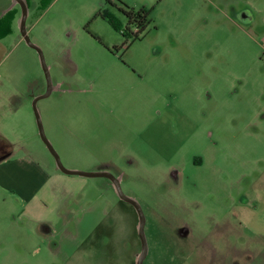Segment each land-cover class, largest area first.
<instances>
[{
  "label": "rangeland",
  "instance_id": "374dc122",
  "mask_svg": "<svg viewBox=\"0 0 264 264\" xmlns=\"http://www.w3.org/2000/svg\"><path fill=\"white\" fill-rule=\"evenodd\" d=\"M26 1L51 76L37 102L46 135L65 167L107 170L141 203L144 264H264V29L223 21L248 0ZM123 4L150 18L126 45L109 22L128 24ZM248 6L264 24V0ZM13 8L3 131L63 177L44 211L2 207L0 264H137L136 208L108 177L61 171L40 135L48 80Z\"/></svg>",
  "mask_w": 264,
  "mask_h": 264
},
{
  "label": "crops",
  "instance_id": "0c3cea01",
  "mask_svg": "<svg viewBox=\"0 0 264 264\" xmlns=\"http://www.w3.org/2000/svg\"><path fill=\"white\" fill-rule=\"evenodd\" d=\"M250 1L251 0H248V3ZM15 4H17L15 0H0V18L12 9ZM253 12L254 14L251 15L252 17L249 19L234 22L236 26L241 28H256L257 26V28L260 27L264 29V24L259 25L260 21L258 22L256 13L252 9L250 13L252 14ZM17 19L19 20L16 14L12 22V30L10 33L0 37V69L3 64L5 39L14 32V23ZM223 21L225 20L223 19ZM21 41L22 37L18 38L17 44H21ZM2 77L3 75L0 71V136L5 137L6 133L3 130L7 127V122L4 121V116L6 115L5 111L1 110L5 94L2 89ZM1 143L0 140V148ZM62 177L63 176L55 170L51 171L45 169V167L37 163L34 159L28 157L22 149H15L13 145L11 151L0 160V217L3 214L2 207L20 209L22 213L26 214H32L35 209L44 211L48 205L43 196L52 188V181L54 182L55 179ZM7 211L11 210L8 208ZM10 213L11 212H8V214ZM2 222L3 220H1L0 223Z\"/></svg>",
  "mask_w": 264,
  "mask_h": 264
},
{
  "label": "water",
  "instance_id": "95a60500",
  "mask_svg": "<svg viewBox=\"0 0 264 264\" xmlns=\"http://www.w3.org/2000/svg\"><path fill=\"white\" fill-rule=\"evenodd\" d=\"M15 1L17 3H19L21 5V8H22L21 33H22L24 39L26 40V42L30 46H33L38 50L40 57H41L42 65H43V68H44V71L46 73V77L48 80L47 91L44 94H40V95L35 96L34 102H33L40 135H41L43 141L45 142V144L47 145L48 149L50 150V152L53 154V156L56 160L57 166L61 171H63L64 173H67V174H78V175H82V176H105V177H108L113 182L118 195L123 200L131 203L136 208L138 216H139L138 232H139V236H140V240H141V251H140V254H139V257H138L136 263L137 264H144V260L147 257L148 252H149V244H148V239H147V235L145 232V225H146L147 219H146V215H145V212L143 210L141 203L136 198L126 194L123 191V188L121 185V179L119 176H116L107 170L83 171V170L70 169V168L65 167L62 160H61L59 153L54 148L52 142L49 140V138L46 135L44 125H43V121H42L40 112H39L38 107H37V102L41 98H44V97H47L50 95L51 90H52L51 76H50L49 68H48V65L46 63L42 49L31 40V38L28 34V31H27V27H26V19H27V15H28L27 1L26 0H15ZM1 159H3V158H0V160Z\"/></svg>",
  "mask_w": 264,
  "mask_h": 264
},
{
  "label": "trees",
  "instance_id": "16d2710c",
  "mask_svg": "<svg viewBox=\"0 0 264 264\" xmlns=\"http://www.w3.org/2000/svg\"><path fill=\"white\" fill-rule=\"evenodd\" d=\"M120 10L127 16L128 24L123 28L122 24L114 17L109 18V22L117 30L122 32L125 37L123 45L128 43L130 37H139V34L144 31L150 23L149 11L145 7L139 9H134L126 4L120 6ZM17 10L15 8L10 9L2 18H0V37L10 33L12 30V22L16 17ZM130 24H134L137 30L131 31ZM1 148H0V158L7 155L11 149L12 144L3 136H0Z\"/></svg>",
  "mask_w": 264,
  "mask_h": 264
},
{
  "label": "flooded vegetation",
  "instance_id": "af4514ba",
  "mask_svg": "<svg viewBox=\"0 0 264 264\" xmlns=\"http://www.w3.org/2000/svg\"><path fill=\"white\" fill-rule=\"evenodd\" d=\"M245 2H246V5H243V2H242V3H240L239 7H238V5L235 2H230L229 7L231 8V14L226 12L229 16H226V15L223 14V19L224 20H228L230 23L231 22L234 23V22H238V21H244V20H247L250 17H252L251 15H253L254 12L252 14L250 13L252 11V9L248 8L249 7L248 6V1H245ZM242 6H248V7L242 8ZM224 16H226V18H224Z\"/></svg>",
  "mask_w": 264,
  "mask_h": 264
}]
</instances>
